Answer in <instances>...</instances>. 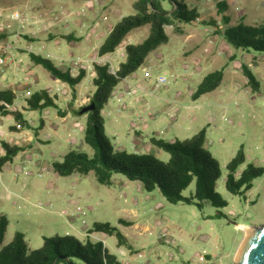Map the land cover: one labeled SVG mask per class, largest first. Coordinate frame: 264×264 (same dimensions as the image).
I'll list each match as a JSON object with an SVG mask.
<instances>
[{
    "label": "rangeland",
    "instance_id": "374dc122",
    "mask_svg": "<svg viewBox=\"0 0 264 264\" xmlns=\"http://www.w3.org/2000/svg\"><path fill=\"white\" fill-rule=\"evenodd\" d=\"M134 1L0 0V10H18L26 14L30 8L40 13L41 16H30L36 23L27 26L21 38L30 35L26 41L32 42L37 54L48 57L61 69H67L72 59H82L85 67L93 65L94 59L99 58L94 48L103 41L106 29L121 17L135 13ZM182 1L188 8L199 12L200 20L190 23L174 21L165 26L167 42L151 51L143 64L124 78L129 83V93H123L119 101H114L118 97L112 95L103 106L104 134L115 149L127 152L137 151L132 143L141 145L142 136L146 137V124L156 130L152 133L156 137H190L205 119L202 113L198 111L194 121L180 115V127L172 126L169 114L184 111L178 101L188 102V92L206 73L222 69L218 86L223 89L222 97L218 103L205 106L203 111L207 115L210 110L209 127L212 128L211 134L206 136L205 148L218 161L221 170L214 189L226 205L215 206L209 201L200 204L169 203L158 189L148 192L142 187L132 195L154 207L151 214L162 215L158 239L154 237L155 241H148L145 247L153 261L154 250H157V264H235V253L244 236L241 225L253 227L264 224V172L252 180L250 188L241 189L239 193H231L225 186L226 164L239 149L243 151L244 162L238 166L237 174L248 164L264 168V54L230 48L213 26L201 22L202 19H213L222 28L226 26L217 10L220 0ZM224 1L227 4L224 14L229 19L227 25L239 21L249 25L264 23V0ZM161 4L168 11L173 8L169 0L161 1ZM87 11L97 14L93 17L101 24L103 32L100 34L90 33L91 22L84 20ZM14 27L15 24L11 23L10 30L4 31L6 36ZM32 28L35 30L33 34ZM147 33L148 25L133 29L115 50L105 55L113 69L116 70L124 60V44L140 42ZM66 34H72L74 40H68ZM77 37L80 38L77 40ZM155 52H161L163 56L159 66L153 67L151 57ZM20 53L17 49V54ZM23 56L29 60L27 55ZM16 59H19L17 55ZM21 61L0 66V83L15 90L16 105L24 108L25 99L31 93L48 88L50 94L55 95L57 106L23 110L33 126L29 130H36L48 140L26 147V155L33 160V163L22 164L26 173L17 172L16 162H8L0 169V215L8 220L0 247L10 242L16 231L23 234L29 250L40 247L44 236L70 235L84 241L83 233L90 230L94 222H108L116 226L118 208L123 202V196L117 191L120 185L99 184L93 172L86 176L75 173L58 176L50 169V161L61 159L69 149L92 155L93 148L82 140L84 119H80L78 132H70L71 119L63 125L58 116L57 107L65 105L64 91L70 92V86L56 82L41 64L32 61L27 65L26 61ZM244 66L251 71L255 82L248 80ZM193 67L200 73H191ZM73 73L76 74V71ZM159 75H164L166 81L155 87ZM88 86L92 92L93 84L90 82ZM233 88L235 91H232ZM214 94L212 91L208 97ZM155 110L153 118H157L158 123L152 126L147 113ZM8 120L9 117L0 114V139L4 136L12 140L16 135L15 131L10 133L11 137L6 135L9 132ZM41 121L45 127L35 128ZM134 130L137 135H133ZM67 138H71V142L66 143ZM144 152L164 162L169 158L167 152L152 145ZM35 155L38 158L35 159ZM112 177L127 180V184L121 185L126 195L130 194L129 186L138 185L119 173H114ZM193 192L194 181L182 194L189 196ZM160 202L162 205H159ZM92 234L95 237L102 235L100 232ZM105 239L107 247L113 252L116 249L115 237L106 236ZM72 264H79V261L74 259Z\"/></svg>",
    "mask_w": 264,
    "mask_h": 264
},
{
    "label": "trees",
    "instance_id": "16d2710c",
    "mask_svg": "<svg viewBox=\"0 0 264 264\" xmlns=\"http://www.w3.org/2000/svg\"><path fill=\"white\" fill-rule=\"evenodd\" d=\"M161 1L165 0H135V13L121 17L110 28L107 35L96 49L97 56L106 55L117 48L133 29L148 25L147 35L137 43L124 45V60L121 61L114 73L109 71L107 63L93 62L91 68L94 75L91 83L94 90L89 100L74 110L75 114H86V121L82 131V140L93 148V154L69 149L59 160H52L50 169L58 176H68L73 173L86 176L93 172L99 184L110 185L114 173L122 174L130 181L138 182L145 191L158 189L163 198L169 203L185 202L200 204L209 201L215 206H225L226 203L215 191L214 185L221 175L218 161L205 148V129H201L189 138L172 141L161 137H151V143L169 154L166 162L150 153L127 152L115 149L104 134V117L102 108L111 97L114 87L124 78L132 74L143 64L147 55L159 45L167 42L166 25L190 23L199 19V12L195 8H188L182 0H169L172 10L163 8ZM218 12L222 14L223 25L215 20L202 19L203 24L213 26L214 31L233 49L255 51L264 54V23L258 25L245 24L242 21L234 25H227L228 17L224 14L227 4L224 0L218 3ZM6 36L0 33V38ZM65 37L71 40L72 34ZM30 59L41 64L55 78L74 87L87 74L84 67H80L75 75L69 68L61 69L48 57L29 53ZM249 81L255 82L254 76L244 66ZM223 70L206 73L197 84L192 97L215 89L221 82ZM16 96L10 88H0V114H10L14 120L10 126L12 130L29 129L30 124L22 110L15 104ZM22 109L42 110L46 107H56L55 95L50 94L48 88L31 93ZM93 102L94 108L80 113V109ZM4 154L0 156V169L12 157L23 149V146L9 144L2 141ZM244 162V154L239 149L234 157L226 164L227 175L225 186L231 193H239L251 187L252 180L264 172L261 166L248 164L238 172V166ZM194 181V192L184 196L182 191ZM8 220L0 215V243L2 242ZM91 231H100L114 235L118 244H124L126 238L114 225L108 222H94ZM74 259L79 264H121L100 240H93L89 236L79 241L70 235L44 236L40 247L29 250L23 234L16 231L10 242L0 247V264H72Z\"/></svg>",
    "mask_w": 264,
    "mask_h": 264
},
{
    "label": "crops",
    "instance_id": "0c3cea01",
    "mask_svg": "<svg viewBox=\"0 0 264 264\" xmlns=\"http://www.w3.org/2000/svg\"><path fill=\"white\" fill-rule=\"evenodd\" d=\"M84 8V11L86 10V8L84 6H82ZM26 10V9H25ZM29 10V11H28ZM83 14V13H82ZM87 16H83L84 20L86 21H90V33H93L94 35H98L100 34L101 31V24H99V22L97 20H95L94 17H96V13L94 12H88L87 11ZM26 15L27 16H41L40 13L38 12H34L32 9L30 10V8H28L26 10ZM94 16V17H93ZM90 18V20L88 19ZM94 18V19H93ZM93 22V23H92ZM111 28V27H110ZM110 28L106 29V34L103 36V39L105 38V36L107 35L108 31L110 30ZM33 29V28H32ZM32 32H35V30H31ZM49 31V30H48ZM89 35V33H88ZM28 37L30 38V35H28ZM27 36H23L24 39H20V43L18 45V48L20 50V55L17 54V58L19 57L20 60H22L21 62H25L26 64L29 65L30 62H32V60L29 57V54L22 51L24 45L26 44V40H28ZM80 37H77V40ZM74 40L73 38H71V41ZM34 42V41H33ZM100 44H98L95 48L97 49V47ZM125 45V44H124ZM124 47V46H123ZM11 49H13L11 47ZM119 49H121L119 47ZM155 50V49H154ZM96 53V52H95ZM23 55H27L29 60H25L26 57H24ZM22 56V57H21ZM162 53L161 52H155L154 55L151 57L152 59V66H159V64L162 62ZM100 57H105V55L103 56H98ZM22 58V59H21ZM106 58V57H105ZM12 64V63H11ZM191 73H200V70L197 72V70L193 67L191 70ZM56 82H59L60 80L57 78H54ZM62 82V81H61ZM91 82V78L86 76L84 79H82V81L78 84H76L74 87H70V92L68 91H64V101H65V105L63 107H57V113L58 116L60 118V121L62 122L63 125H65V122L67 119H71V124H70V132H78L77 126L81 125V121L80 119H84L86 121V114L83 115H78L74 113V110L77 109L79 106L85 104L88 100L90 95L92 94V92H90V88L88 86V83ZM200 81H198L196 83V85L188 92V96L190 98V100H188V102H186L187 100H182V101H178V103L183 107L184 111H177V112H172L170 113V121L172 122V126L173 125H177L178 127H180L179 124V116L180 115H185L187 116L188 120L190 121H194L196 120V115L198 113V111H200V113H202V116L205 118L203 120V122L197 126V130L194 131L193 134H195L196 132H198L201 129H205V143H206V136L211 134V130L212 128L209 127V124L211 122V117L210 115V110L207 111V115L204 114L203 108H205V106L210 107L211 104H215L216 102L218 103L222 97V93H223V89H219L218 86L211 90L208 91L202 95H200L197 98H193L192 94L197 86V84ZM64 83V82H63ZM129 83L126 82L125 79L121 80L113 89L111 96L113 95L114 97H118V98H114V101H119L121 100V97H123V93H129V88H128ZM232 87V86H231ZM0 88H10V87H3L0 83ZM218 88V89H217ZM11 89V88H10ZM13 92L15 91L14 89H11ZM115 90V91H114ZM216 90V91H215ZM214 91L215 94L213 97H208V94L210 92ZM232 91H235V89L233 88ZM15 93V92H14ZM21 94V93H20ZM19 94V95H20ZM200 100V101H199ZM56 103V101H55ZM220 105H223L220 102ZM57 106V104H56ZM22 112L24 109H22ZM203 112H202V111ZM157 111L155 110L154 112L148 111V116L151 117V125L153 126L154 123H158V121L156 120L157 118H153L154 114ZM24 113V112H23ZM103 115V114H102ZM7 117H9L8 120V124L7 127L9 129V132H7L6 135L10 136V133H14L13 131H15L16 135L11 139L5 138L4 136L0 139V156L2 154H4V150L2 147V141H6L9 144H17V145H21L23 146V149L21 151H19L16 155H14L11 159V163L16 162L15 166L17 170L20 169L21 165L24 163V160L26 158H29V155H26V147H32V145L34 144H38L40 142H45L48 140V138H44L41 137L39 135V133L35 130L33 132H31L29 129H23V130H12L10 128L11 125H13L14 120L12 118V116L10 114L5 115ZM25 116V114H24ZM158 117V116H157ZM26 118V117H25ZM84 121V122H85ZM29 122V121H28ZM41 124H39V126H36L35 128H38L40 126H43V128L45 127L43 125V121L40 122ZM30 124V122H29ZM145 138L142 136V141L140 142L141 145H136L134 144V141L132 143V145H135L134 148L138 151V152H144V150H146L147 148L154 146L151 143V137H156L155 135H153V132H156V130H152L150 125L146 124L145 125ZM30 127L33 128V126L30 124ZM214 127V126H213ZM174 128V127H173ZM137 129V128H135ZM19 131V132H16ZM69 132V133H70ZM133 135H137L138 132H136L135 130L133 131ZM160 133V131H159ZM55 134V130L54 133ZM191 135V136H192ZM176 135L172 136V137H168L167 139L172 141L174 139H177L175 137ZM190 136V137H191ZM158 138V137H156ZM189 138V137H186ZM185 139V138H183ZM178 140H182V139H178ZM66 143L68 142V138L65 141ZM205 146V144H204ZM132 147V146H131ZM124 150V149H123ZM134 151V152H137ZM37 156V155H35ZM38 158V156H37ZM56 160V159H53ZM59 160V159H57ZM52 161V160H51ZM50 161V162H51ZM8 163V162H7ZM35 164H37V166H39L38 161L35 160ZM5 166V165H3ZM3 168V167H2ZM1 168V169H2ZM117 183L120 186L117 188V191L119 192L120 196H123V202L122 204L119 206L118 208V213H117V224L116 227L118 228V230L123 234V236L126 238V242L124 244H118L117 243V239L115 238V245H116V249L111 252L109 250V248L107 247V243H106V236H113L114 235H109L107 233L104 232H100V231H85V233H83V235L85 236V239L87 236H89L91 239L93 240H100L102 241L103 245L111 252L113 253L117 259L121 262V264H157L158 261H156V252L157 250H154V256H155V261H153L149 255L147 250L145 249V247L147 246L148 241H152L154 242L155 240H153V238L155 237L156 239H158L160 232H161V223L162 220L160 221V219H162V215H158V213H155V215L151 214V210L152 208L154 209V207H151V205L149 203H144L142 201V199H139L135 196H133L132 194L135 191H140V187L141 185L138 183V185H134V186H129L130 187V196L126 195L125 192L122 191L121 189V185L122 184H127V180L122 181L117 177H112L111 176V183ZM109 186V185H107ZM8 189V188H7ZM146 197H149V195H146ZM163 197V196H162ZM141 198V197H140ZM162 205V203L160 202L159 205ZM119 216V217H118ZM244 225H241V227ZM93 232H100L102 233V235H99L98 237L93 236Z\"/></svg>",
    "mask_w": 264,
    "mask_h": 264
},
{
    "label": "built area",
    "instance_id": "2783aa9c",
    "mask_svg": "<svg viewBox=\"0 0 264 264\" xmlns=\"http://www.w3.org/2000/svg\"><path fill=\"white\" fill-rule=\"evenodd\" d=\"M11 23L15 24V27L12 30V32L10 34H8L7 36H5L6 37V38L4 37L5 39H2V38L0 39V66H5V65H8L10 63H12L14 65L15 62H19V59H16V55H17V49H19L18 45L20 43L21 34L23 33L24 29L27 28V26H29L33 23H36V20L31 19L29 16H27L26 14H24L23 12L18 11V10H8V11L0 10V33L4 32V31H9ZM31 33L33 34L35 32H31ZM31 43L32 42H26V44L22 48L23 49L22 51H24L28 54L29 53L37 54V52H35V47H33L31 45ZM11 47L13 49H11ZM38 48H39V46H38ZM94 60H96L94 62H98V63H102V64L107 63L109 65V71L112 73L115 72V69H113L112 66L110 65V61L108 60V58L100 57V58L94 59ZM82 63H83L82 59H76V60L72 59L70 61V64H69V69L71 71V74L75 75V73H73L74 70L77 73V71L80 67H84L87 70L88 77L91 78L94 75L93 69L89 65H87V67H85L84 65H82ZM165 81H166L165 76L159 75L156 79L155 87H158V86L164 84ZM138 87L141 88V86H138ZM15 96H16V94H15ZM15 101H16V99H15ZM15 104H16V102H15ZM78 127H79V125L77 126V129H78ZM68 141L71 142V138L70 139L68 138ZM34 158L36 159L37 156H35ZM24 162L25 163H33V160L30 159V157H29V158H26L24 160ZM24 166L25 165H22L21 169L17 170V172L26 173V170H23ZM17 172H13V174H15ZM38 175H40L39 171H38Z\"/></svg>",
    "mask_w": 264,
    "mask_h": 264
},
{
    "label": "water",
    "instance_id": "95a60500",
    "mask_svg": "<svg viewBox=\"0 0 264 264\" xmlns=\"http://www.w3.org/2000/svg\"><path fill=\"white\" fill-rule=\"evenodd\" d=\"M94 108L93 102L80 109V113ZM244 241L235 264H264V224L243 230Z\"/></svg>",
    "mask_w": 264,
    "mask_h": 264
},
{
    "label": "bare ground",
    "instance_id": "6f19581e",
    "mask_svg": "<svg viewBox=\"0 0 264 264\" xmlns=\"http://www.w3.org/2000/svg\"><path fill=\"white\" fill-rule=\"evenodd\" d=\"M242 227L244 228V230L247 229V228H250V227H247V226H242ZM243 241H244V236H243L242 239L240 240L239 245H238V247H237V250H236V253H235V259L237 258V255H238L239 249H240L241 245L243 244Z\"/></svg>",
    "mask_w": 264,
    "mask_h": 264
}]
</instances>
